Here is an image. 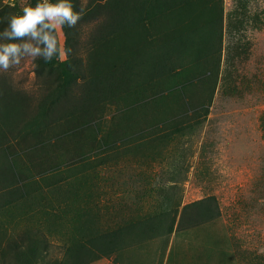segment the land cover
Returning <instances> with one entry per match:
<instances>
[{
	"label": "trees",
	"instance_id": "1",
	"mask_svg": "<svg viewBox=\"0 0 264 264\" xmlns=\"http://www.w3.org/2000/svg\"><path fill=\"white\" fill-rule=\"evenodd\" d=\"M82 4L77 25L60 28L67 58H32L34 91L13 67L0 72V215L22 219L14 231L0 222V264H93L220 216L212 195L181 205L166 194L151 212L111 216L93 176L202 121L220 18L200 0H73ZM24 7L0 1V31Z\"/></svg>",
	"mask_w": 264,
	"mask_h": 264
},
{
	"label": "rangeland",
	"instance_id": "2",
	"mask_svg": "<svg viewBox=\"0 0 264 264\" xmlns=\"http://www.w3.org/2000/svg\"><path fill=\"white\" fill-rule=\"evenodd\" d=\"M0 1L19 8L29 2ZM200 3L212 19L220 18L216 27L222 33L219 74L202 121L129 152L93 176L111 216L151 212L163 194L181 205L215 197L220 216L173 232L165 264H264V0ZM56 31L63 49L60 28ZM12 72L22 86L37 88L31 57ZM0 222L9 231L22 227L18 216L9 220L1 214ZM112 260L110 255L95 263ZM123 260L137 264L140 258Z\"/></svg>",
	"mask_w": 264,
	"mask_h": 264
},
{
	"label": "clouds",
	"instance_id": "3",
	"mask_svg": "<svg viewBox=\"0 0 264 264\" xmlns=\"http://www.w3.org/2000/svg\"><path fill=\"white\" fill-rule=\"evenodd\" d=\"M84 12L83 4L76 10L73 0H37L12 15L0 31V72L19 65L25 57H39L45 63L54 57L66 59L70 49H61L56 30L74 28Z\"/></svg>",
	"mask_w": 264,
	"mask_h": 264
},
{
	"label": "crops",
	"instance_id": "4",
	"mask_svg": "<svg viewBox=\"0 0 264 264\" xmlns=\"http://www.w3.org/2000/svg\"><path fill=\"white\" fill-rule=\"evenodd\" d=\"M171 234L148 240L141 244L126 248L117 255H113L114 260H112L111 264H122V262L124 261L123 259H125V257H128L129 255L137 256L138 258H140L137 264H165L170 256L169 253L171 249Z\"/></svg>",
	"mask_w": 264,
	"mask_h": 264
}]
</instances>
